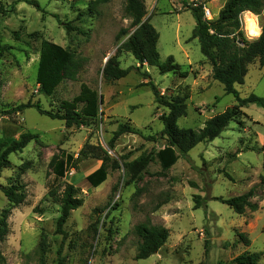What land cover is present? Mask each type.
<instances>
[{
  "label": "rangeland",
  "instance_id": "rangeland-1",
  "mask_svg": "<svg viewBox=\"0 0 264 264\" xmlns=\"http://www.w3.org/2000/svg\"><path fill=\"white\" fill-rule=\"evenodd\" d=\"M90 1L0 0V44L9 47L0 56V109L31 101L61 114V102L78 94L81 83L97 96L95 116L79 127H66L63 120L41 115L33 107L0 115V125L2 118H9L19 132L38 135L22 151L11 153L9 166L0 170L1 186H21L25 193L24 201L15 206L0 189V218L9 209L7 233L0 237L6 264H232L244 251L259 253V263L264 264V108L252 103L242 107V114L217 137L198 143L186 157L179 156L163 170L156 152L165 144L160 116L166 108L155 102L148 81L164 99L189 92L186 114L176 122L180 128L202 127L206 119L235 104L236 98L213 79L198 40L191 38L195 20L183 1L143 0L146 16L159 35L160 60L171 55L189 71L186 78L140 65L120 47L127 37L121 30L130 25L124 0H108L96 12L88 11ZM186 1L204 2L211 20L226 0ZM250 14L261 28L264 9ZM240 17L245 35L255 38L247 34ZM65 22L83 33L67 32ZM42 40L69 49L79 64L74 78L64 79L52 95H45L36 83ZM111 55H117L122 68H133L109 82L102 68ZM234 87L241 98L253 93L264 99V65L257 60L249 64L243 83ZM84 108L80 104L78 109ZM119 123L139 132L120 135L111 148L108 142ZM62 152L71 154L75 162L63 178H57L52 163ZM104 152L110 157L107 177L92 187L86 176L100 166ZM142 154L151 160L132 176L124 163ZM112 160L118 168L111 167ZM67 184L73 185L82 205L70 212L63 235L55 231ZM252 187L256 189L252 200L258 204L255 211L237 214L214 199L236 196ZM194 195L204 199L197 208ZM143 222L165 226L169 236L157 253L135 259L140 238L133 228ZM238 233L250 240L249 245Z\"/></svg>",
  "mask_w": 264,
  "mask_h": 264
},
{
  "label": "trees",
  "instance_id": "trees-1",
  "mask_svg": "<svg viewBox=\"0 0 264 264\" xmlns=\"http://www.w3.org/2000/svg\"><path fill=\"white\" fill-rule=\"evenodd\" d=\"M184 2L185 9L192 12L195 25L191 38H196L200 51L211 66L212 77L223 85V90L227 94H232L236 98V103L225 108L204 121L202 127L197 129L180 128L177 126V119L186 114V99L189 92L177 93L164 99L160 95L152 81L146 84L151 87L154 100L166 108L160 116L163 128L160 132L165 140V144L156 152V158L163 170L170 168L179 158L186 157L188 151L195 145L205 141H211L217 137L227 125L242 114L241 108L248 104H256L264 108V99L253 93L241 98L235 89V84H241L248 71V65L255 60L260 66L264 65V18L261 23L260 34L249 39L243 29L240 15L244 11L258 15L264 9V0H226L218 11L214 19H206L203 15V4ZM38 8L37 3L29 1ZM108 0H91L88 4L89 12H96L97 7L107 3ZM195 4V5H194ZM125 17L130 20L129 27L122 29L121 34L127 35L122 42L121 48L129 52L140 64L155 66L160 73H173L181 78L189 75L188 70H183L180 64L175 62L169 55L164 61L159 58L157 51L158 33L150 23V17L146 16V8L143 0H124ZM59 21V20H58ZM64 28L67 32L83 31L65 22ZM17 35L16 32H14ZM9 47L0 44V56ZM79 64L74 54L69 49L48 40H42L40 44L39 59L36 72V83L45 95H52L56 87L64 79H73ZM133 67L122 68L117 59V55H111L102 68V76L105 81H114L126 76ZM137 69L138 67H134ZM145 77L148 74L143 73ZM96 91L88 85L81 83L80 90L71 100H63L60 109L63 113H54L43 109L38 102L27 101L13 105L8 109H0V115H12L22 112L26 108L33 107L41 115H46L52 119L63 120L66 127L83 126L90 123V118L94 117L96 108ZM102 102V97H101ZM85 108L79 110V105ZM139 131L128 123H119L112 132L108 145L113 148L117 138L124 133L136 134ZM38 135L31 131L19 132L16 123L9 118H2L0 125V170L9 166L8 156L11 153L20 152L29 142L37 139ZM262 154L264 160V137L262 143ZM102 162L99 167L86 176V180L92 187L99 186L107 177V161L109 155L104 152L101 157ZM150 157L142 154L132 161L124 163L128 173L135 176L141 172ZM75 159L69 153L62 152L61 156L52 163V171L57 178H63L66 172L74 166ZM112 168H118L116 160H112ZM264 185V178H262ZM20 187V188H19ZM4 196L12 205H19L24 201L25 193L21 186L10 185L1 186ZM53 195V191H49ZM256 196V189L250 188L248 191L229 198L214 197V199L228 205L235 213L243 214L246 210L255 211L257 202L252 198ZM194 208L201 206L204 199L200 195L193 196ZM82 205V199L75 195L73 185L67 184L60 197L59 216L56 220V233L65 235L63 225L70 212ZM9 209H4L0 218V237L7 233L6 219ZM134 233L140 238L135 259H145L157 253L165 244L169 236V230L163 225H153L149 223H138L133 228ZM244 244L249 245L250 240L243 234L238 233ZM260 255L256 252L244 251L232 259V264H260ZM0 264H6V260L0 251ZM61 264V263H58Z\"/></svg>",
  "mask_w": 264,
  "mask_h": 264
},
{
  "label": "bare ground",
  "instance_id": "bare-ground-1",
  "mask_svg": "<svg viewBox=\"0 0 264 264\" xmlns=\"http://www.w3.org/2000/svg\"><path fill=\"white\" fill-rule=\"evenodd\" d=\"M209 17H211V13H209ZM243 24L247 34L251 37H256L260 34V27L256 25L253 16L249 11H244L242 13Z\"/></svg>",
  "mask_w": 264,
  "mask_h": 264
},
{
  "label": "built area",
  "instance_id": "built-area-1",
  "mask_svg": "<svg viewBox=\"0 0 264 264\" xmlns=\"http://www.w3.org/2000/svg\"><path fill=\"white\" fill-rule=\"evenodd\" d=\"M209 9H207L206 7H203V15L204 17L207 19V18H213V17H209Z\"/></svg>",
  "mask_w": 264,
  "mask_h": 264
},
{
  "label": "water",
  "instance_id": "water-1",
  "mask_svg": "<svg viewBox=\"0 0 264 264\" xmlns=\"http://www.w3.org/2000/svg\"><path fill=\"white\" fill-rule=\"evenodd\" d=\"M106 61H107V59H106ZM106 61H105V62H106ZM105 62H104V64H105ZM99 99H100V98H99Z\"/></svg>",
  "mask_w": 264,
  "mask_h": 264
},
{
  "label": "crops",
  "instance_id": "crops-1",
  "mask_svg": "<svg viewBox=\"0 0 264 264\" xmlns=\"http://www.w3.org/2000/svg\"><path fill=\"white\" fill-rule=\"evenodd\" d=\"M251 13V12H250Z\"/></svg>",
  "mask_w": 264,
  "mask_h": 264
}]
</instances>
